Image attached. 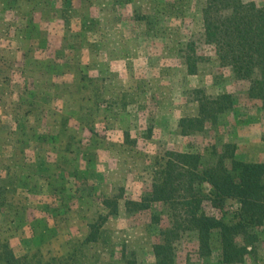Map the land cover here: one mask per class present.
Segmentation results:
<instances>
[{"label": "rangeland", "instance_id": "rangeland-1", "mask_svg": "<svg viewBox=\"0 0 264 264\" xmlns=\"http://www.w3.org/2000/svg\"><path fill=\"white\" fill-rule=\"evenodd\" d=\"M204 2L0 0V178L10 200L0 211V248L36 255L34 263L155 264L151 213L131 214L125 200L140 198L157 152L191 147L212 158L213 145L233 142L239 157L264 160V111L205 42ZM189 42L200 56L195 74L186 66ZM221 93L233 94L235 109L181 133L198 98ZM66 128L76 138L70 149ZM117 194L118 213L100 240L84 242L89 224L109 212L103 200ZM195 248L196 235L186 233L177 263L222 264L216 234L210 257ZM239 264H264V228Z\"/></svg>", "mask_w": 264, "mask_h": 264}, {"label": "trees", "instance_id": "trees-1", "mask_svg": "<svg viewBox=\"0 0 264 264\" xmlns=\"http://www.w3.org/2000/svg\"><path fill=\"white\" fill-rule=\"evenodd\" d=\"M202 20L205 42L215 47L220 65L228 67L236 80L249 83L248 97L258 111H264V5L254 0H205ZM187 50V71L195 74L200 56L194 42L187 44ZM197 101L198 112L180 119L184 135L203 131L207 124L235 109L232 93L203 96ZM65 131L70 149L76 138L67 128ZM36 139H42L41 134H36ZM190 148L157 152L151 160L148 185L139 199L126 198V208L131 214L150 211L151 223L158 229L153 244L155 264H178L177 243L186 233L196 235L198 258L213 254L216 234L220 263H242L256 251L264 228V160L239 157L233 142L213 145L209 149L212 158ZM6 188L7 180L0 178V211L9 205ZM122 197L117 194L103 200L109 212L89 224L84 242L100 240L101 229L110 215L118 213ZM157 204L164 207L165 214L155 208ZM1 247L3 264H76L65 257L45 260L43 256L34 263L36 255L18 257L9 244Z\"/></svg>", "mask_w": 264, "mask_h": 264}]
</instances>
